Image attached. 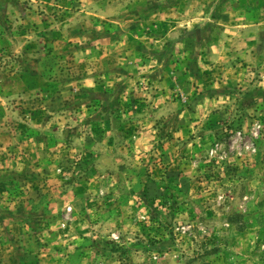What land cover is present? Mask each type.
<instances>
[{
	"label": "rangeland",
	"instance_id": "1",
	"mask_svg": "<svg viewBox=\"0 0 264 264\" xmlns=\"http://www.w3.org/2000/svg\"><path fill=\"white\" fill-rule=\"evenodd\" d=\"M0 264H264V0H0Z\"/></svg>",
	"mask_w": 264,
	"mask_h": 264
}]
</instances>
